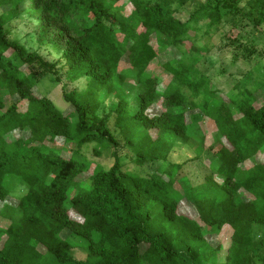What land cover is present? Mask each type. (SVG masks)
I'll list each match as a JSON object with an SVG mask.
<instances>
[{"label":"trees","instance_id":"1","mask_svg":"<svg viewBox=\"0 0 264 264\" xmlns=\"http://www.w3.org/2000/svg\"><path fill=\"white\" fill-rule=\"evenodd\" d=\"M121 1L0 0V219L9 222L0 226V264H252L248 254L263 243L256 233H264V161L257 159L264 152V83L251 90L247 80L226 102L190 59L202 50L196 42L230 14L259 30L264 0H207L187 16L182 10L194 0H125L128 16L115 8ZM21 14L37 22L36 42L56 56L9 38L6 26ZM260 39L245 37L250 55ZM166 55L162 68L171 79L158 92L160 77L149 68ZM60 72L69 83L86 80L81 91H63L68 114L33 92L48 75L61 82ZM2 94L16 101L7 107ZM109 99L115 104L106 109ZM194 110L217 130L216 145L192 159L209 160L202 184L176 178L187 161L173 164L167 177L123 170L121 147L136 151L138 167L168 161L177 142L200 149L203 138L192 143L186 122ZM90 143L95 155L112 149L114 162L80 180ZM76 237L86 244L83 260L72 255L82 247ZM253 264H264V255Z\"/></svg>","mask_w":264,"mask_h":264},{"label":"rangeland","instance_id":"2","mask_svg":"<svg viewBox=\"0 0 264 264\" xmlns=\"http://www.w3.org/2000/svg\"><path fill=\"white\" fill-rule=\"evenodd\" d=\"M206 1L207 0H194L182 10L183 16H187ZM115 8L125 16H128L132 9L131 5L125 0L119 2ZM4 10V8H0V13ZM36 28L37 22L26 14H21L6 26L10 39L19 41L28 51H36L48 59L53 58L57 55L55 51L51 50V48L46 45L39 46L36 42ZM251 31L250 28L244 27V21L238 19L233 20L230 14L210 31L208 37L201 38L195 44L196 47L202 48V50L194 54L190 59L191 63L203 75L210 79L212 87L221 93L222 98L226 102L229 98L234 99L238 95L239 87L245 84L244 82L247 80V86H249L248 88L251 90L257 88L258 82L264 83V42L260 39L255 45V48L257 47L255 54L257 55L254 56L250 55L253 50H248V48H246L247 42L245 41V37L251 36V34L255 37L264 35V26L259 28V30ZM167 58H169V55L157 59L149 68L150 71H153L160 77L157 87L158 92H162L171 79V76L162 68V63ZM123 67V65L120 66V68ZM59 75L61 77V82L56 80L54 75H48L39 82L33 89V92L35 95H42L49 98L63 114H68L71 111V107L63 100V91L69 92L72 89L81 91L86 85V80L82 79L75 83H69L63 72H60ZM124 89L130 102L133 103V97L136 93L135 85L129 82L124 85ZM101 96H103V93ZM1 97L7 107L16 101L15 98H10L7 95L2 94ZM111 104H115L114 99L107 100L105 103L106 109H108ZM20 107L23 108L24 104L22 103ZM232 110L235 111L233 108ZM157 112L158 109L151 113ZM186 122L190 125L189 135L193 140L192 143L194 142L195 145L197 144V140L194 141L196 137L203 138L202 146L199 147L200 149L195 150L192 145L177 142L168 157V161L164 163L147 162L142 167H138L133 162L136 151L134 149L133 151L132 148L121 147L118 152V157L119 162L123 165V170L143 177H147L155 172L161 173L167 177L171 173V166L173 164L187 161V164L182 168V171H180L176 178L185 177L192 187L202 184L205 177L211 173L208 166L209 160L207 158L203 160L194 159L192 161V159L196 154L198 155V151H203L205 153L209 147L216 145L215 137L217 136V130L214 123L197 110L186 114ZM110 125L111 129H113L112 119ZM23 136L25 137L26 135L23 134ZM55 145L61 147L63 146V142L61 140L56 141ZM94 145V143H90L83 148L82 153L85 160L88 162L89 170L88 173H84L80 176V180L86 179L95 169L108 170L114 162V159L111 158L112 149L101 147V153L95 155L92 151L95 147ZM72 147V145L67 144L64 148L66 150H71ZM64 154L67 155V151H65ZM257 159L259 162L264 161V152H261ZM253 164L254 160H249L244 164V167L248 168ZM216 180L219 181V179ZM175 188L180 192L185 190L184 186L179 182L175 184ZM22 193L23 190L19 189L14 192L15 195ZM11 203L15 204L14 200H11ZM179 212H183L181 206ZM8 224V220L0 219L1 227L6 228ZM229 234L230 230L227 227L221 230L219 237L222 244L226 245L229 242ZM256 239L261 240L263 243L257 250L248 254L252 264L255 255H264V233L257 232ZM72 242L82 245V247L77 248V250L75 249L72 255L76 259H85L87 251L86 248H84L86 245L84 241L76 237Z\"/></svg>","mask_w":264,"mask_h":264}]
</instances>
